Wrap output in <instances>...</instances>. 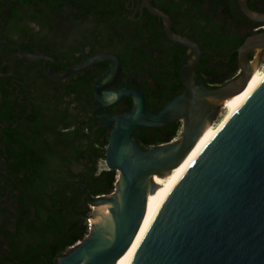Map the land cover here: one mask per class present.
Here are the masks:
<instances>
[{"label": "trees", "instance_id": "16d2710c", "mask_svg": "<svg viewBox=\"0 0 264 264\" xmlns=\"http://www.w3.org/2000/svg\"><path fill=\"white\" fill-rule=\"evenodd\" d=\"M150 1L171 17L175 33L199 42L204 53L196 73L214 88L236 78L238 48L264 31L239 0ZM248 4L264 13V0ZM135 10L133 0H0L11 44L53 54L59 72L115 52L123 63L118 85L141 90L158 113L185 90L180 69L188 49L169 40L159 17ZM9 63L0 60V72H9ZM17 69L26 77H0V264H57L89 234L88 221L80 227L92 214L89 190L95 201L116 189L119 173L99 168L110 129L91 106L108 64L65 81L48 78L43 62L20 61ZM132 106L127 98L107 112L120 115ZM181 127L140 128L133 138L146 150L172 142Z\"/></svg>", "mask_w": 264, "mask_h": 264}, {"label": "water", "instance_id": "95a60500", "mask_svg": "<svg viewBox=\"0 0 264 264\" xmlns=\"http://www.w3.org/2000/svg\"><path fill=\"white\" fill-rule=\"evenodd\" d=\"M136 1L142 13L147 9L162 20L169 40L188 49L180 69L185 90L158 113L148 109L141 90L129 85L114 88L123 69L122 60L115 52L90 55L59 72L53 54L19 49L11 60L10 72L0 73V77L14 75L19 61L44 62L48 78L65 81L73 73L100 63L108 64L106 73L94 84L97 105L94 116L105 118L104 126L110 129L105 163L108 170H115L123 178V203L115 193L93 201L87 189L92 206L116 205L115 239L112 246L96 252L103 238L92 228L57 264H69L77 259L83 260L80 264H113L129 249L145 216L144 179L170 171L181 163L220 106L207 99L221 101L242 92L252 76L248 55L256 48L264 49V31L250 36L237 50L242 75L224 86H208L196 73L204 53L199 42L175 33L171 17L150 0ZM248 2L239 0L242 12L264 28V13L251 10ZM137 11L138 7L135 14ZM241 78L242 84L236 85ZM112 96L114 99L108 100ZM127 98L133 101L130 111L98 115ZM178 122L183 128L182 143L177 140L144 150L133 138L140 128H165ZM116 189L118 192V181ZM124 264H264V83L156 210Z\"/></svg>", "mask_w": 264, "mask_h": 264}, {"label": "bare ground", "instance_id": "6f19581e", "mask_svg": "<svg viewBox=\"0 0 264 264\" xmlns=\"http://www.w3.org/2000/svg\"><path fill=\"white\" fill-rule=\"evenodd\" d=\"M262 50L263 49L261 47L253 50L255 57L251 64H249V67L252 71V76L247 87L242 92L221 101L207 99L209 102H211V104H219L220 106H224V108L227 110V113L219 121V123L213 126L209 122H207L204 131L197 139L194 147L184 157L181 163L174 169L170 171H164L162 173L155 174L144 179L143 182L147 187V204L143 222L138 234L131 242L129 249L125 253H123V255H121L113 264H124L142 230L144 229L150 218L153 216V214L156 212V210L165 201L172 190L179 184V182L185 177V175L192 169V167L205 152V150L209 147L212 141L220 134V132L246 105V103L252 98V96L264 83V71L262 73L258 71V64L260 62ZM242 81V78L239 79L236 85H241ZM113 99L114 96H112L108 100ZM178 142L182 143L183 140H179ZM118 180V198L119 202L122 204L125 185L121 174L118 175ZM96 207V213L90 218L89 222L91 223L92 228L97 230V233L102 235L103 238L102 242L100 244L98 243L96 246L97 252L112 246L115 239L117 221L116 215L113 212L116 208V205L114 203H104ZM80 262H83V260L77 259L76 261H72L69 264H80Z\"/></svg>", "mask_w": 264, "mask_h": 264}, {"label": "flooded vegetation", "instance_id": "af4514ba", "mask_svg": "<svg viewBox=\"0 0 264 264\" xmlns=\"http://www.w3.org/2000/svg\"><path fill=\"white\" fill-rule=\"evenodd\" d=\"M133 4L135 6V8L138 7V10L140 9V5H138V1L136 0H133ZM137 13V12H136ZM5 27H6V24H5V21H4V18H2L1 14H0V44L3 46V47H0V60H3L4 63L6 64L7 63V60H10V63H11V60L13 59L14 55L18 52L19 49H22L21 45L20 44H11L8 40V38H6V33H7V30H5ZM262 28V27H261ZM264 30V28H262ZM9 49L10 50H14L12 56L10 57V53H9ZM24 52V51H23ZM188 52V51H187ZM263 54H264V49L262 50ZM253 53H250L248 55V61H249V64H251V62L253 61ZM262 55V54H261ZM20 62V61H19ZM22 62V61H21ZM228 62V61H227ZM9 63V65H10ZM24 63V62H23ZM38 63V62H37ZM201 63V62H200ZM18 64V63H17ZM24 64H27V63H24ZM35 64V63H33ZM28 65H32V64H28ZM43 66H44V62H43ZM200 66V64H199ZM198 66V67H199ZM233 66H237L238 67V70H237V74L235 77H240L242 75V71H241V68H240V63H239V59L237 60L236 63H234L232 65ZM197 67V68H198ZM196 68V70H197ZM17 65H16V69H15V74L12 75V76H16V77H24L25 75L24 74H18L17 73ZM9 72H10V67H9ZM7 72V73H9ZM0 73H4V72H0ZM238 75V76H237ZM11 77V76H10ZM26 77V76H25ZM121 78V77H120ZM120 81V79H119ZM119 82L117 83V85L114 86V88H121V87H125V86H119L118 85ZM128 86V85H126ZM130 86V85H129ZM92 107H94V111L97 109V105H95L94 103L91 104ZM94 111H93V115H94ZM104 114H110L109 112H107V110L105 111H102V112H99L98 115H104ZM113 115V114H111ZM95 117V116H94ZM96 118V117H95ZM97 119H100V120H104L103 121V124L105 123L106 119L105 118H97Z\"/></svg>", "mask_w": 264, "mask_h": 264}, {"label": "rangeland", "instance_id": "374dc122", "mask_svg": "<svg viewBox=\"0 0 264 264\" xmlns=\"http://www.w3.org/2000/svg\"><path fill=\"white\" fill-rule=\"evenodd\" d=\"M261 54L262 55H261V58H260V62L258 64V71L260 73H262L264 71V54H263V52ZM254 57H255V54H253V60H254ZM237 78H239V77H236L235 79H237ZM226 113H227V110L224 108V106H219L214 112L213 119L211 121H208V122L211 125L215 126V125H217L219 123V121L224 117V115ZM182 137H183V128L181 127V130L179 131L177 137L172 142L177 141V140L179 141ZM99 168L100 169H107L105 161H101L100 162ZM117 181H118V185H119V180L117 179ZM114 193L115 194H119V192H117V189H116L111 195H108V196H112ZM91 208H92V212L91 213L95 214L97 207L91 205ZM87 221H88V224H89V233H90V231L92 229V226H91V223L89 222L90 219H88Z\"/></svg>", "mask_w": 264, "mask_h": 264}]
</instances>
